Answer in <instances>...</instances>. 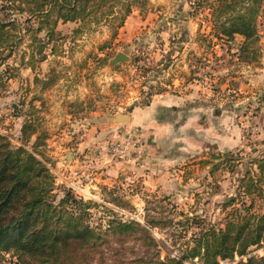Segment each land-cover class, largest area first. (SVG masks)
I'll return each mask as SVG.
<instances>
[{
  "label": "rangeland",
  "instance_id": "obj_1",
  "mask_svg": "<svg viewBox=\"0 0 264 264\" xmlns=\"http://www.w3.org/2000/svg\"><path fill=\"white\" fill-rule=\"evenodd\" d=\"M145 3L121 26L110 18L76 32L81 24L60 23L53 38L40 34L41 52L23 30L10 69L0 68V76L19 75L0 95V133L49 168L55 206L68 194L88 206L85 224L102 236L91 264L183 256V264H203V233L224 229L234 207L248 204L242 180L257 172L264 153V0ZM243 21L255 31L244 49V36L238 48V35L222 34V26ZM33 52L35 70L26 66ZM117 53L130 60L111 67ZM165 92L187 97L188 109L176 125L177 142L162 144L158 154L129 127L130 115ZM25 122L36 131L26 144ZM120 222L139 232L122 237ZM142 228L148 234L140 235ZM251 252L263 256L264 247ZM3 256L2 264H19L13 253Z\"/></svg>",
  "mask_w": 264,
  "mask_h": 264
},
{
  "label": "trees",
  "instance_id": "obj_2",
  "mask_svg": "<svg viewBox=\"0 0 264 264\" xmlns=\"http://www.w3.org/2000/svg\"><path fill=\"white\" fill-rule=\"evenodd\" d=\"M145 4V0H0V68L5 65L10 69L7 61L22 43L23 30L35 51L41 52L40 34L53 38L60 23L81 24L76 32L110 18L118 19L121 26L133 6L143 8ZM23 15L27 16L24 21L18 19ZM222 34L227 38L244 36V49L255 31L251 23L243 21L222 26ZM26 66L36 69L34 52ZM4 76H0V95L11 80L19 77ZM35 132L25 122L22 143H28ZM53 185L49 168L33 151L14 146L0 133V264L3 255L9 253L17 256L19 264L92 263L94 244L102 236L85 224L88 206L70 194L55 206ZM241 187L240 195L248 197V204L243 201L234 207L224 229L211 227L203 233V264H218V258L233 260L236 255L246 258L237 264H264V255L258 257L251 252L254 247H264V153L257 172H249ZM119 226L116 233L122 237L139 232L135 223L120 222ZM140 232L147 233L143 228ZM183 258L156 264H183Z\"/></svg>",
  "mask_w": 264,
  "mask_h": 264
},
{
  "label": "crops",
  "instance_id": "obj_3",
  "mask_svg": "<svg viewBox=\"0 0 264 264\" xmlns=\"http://www.w3.org/2000/svg\"><path fill=\"white\" fill-rule=\"evenodd\" d=\"M234 41L236 46L240 48L243 46L245 40L244 37L238 35L234 37ZM187 99L184 96H171L168 92L154 95L151 102L143 106L138 103V107L133 109L130 115L131 121L129 127L141 131L145 137L150 138L155 144L152 149L160 154L162 150L159 147L162 144H169L171 142L170 139L173 138L177 142L179 136L176 125H178L180 115L185 114L188 109L185 105ZM168 113L169 116L173 115L170 119L166 117ZM191 119L196 120L197 116H193ZM117 168L125 172L126 166L119 163L117 164ZM145 176H147V173Z\"/></svg>",
  "mask_w": 264,
  "mask_h": 264
},
{
  "label": "water",
  "instance_id": "obj_4",
  "mask_svg": "<svg viewBox=\"0 0 264 264\" xmlns=\"http://www.w3.org/2000/svg\"><path fill=\"white\" fill-rule=\"evenodd\" d=\"M129 60H130V58L126 54H124V53H117L115 55V57L110 61V66L112 67V66L117 65L118 63L127 62ZM116 118L120 122L129 121V118L126 117V116H117Z\"/></svg>",
  "mask_w": 264,
  "mask_h": 264
},
{
  "label": "built area",
  "instance_id": "obj_5",
  "mask_svg": "<svg viewBox=\"0 0 264 264\" xmlns=\"http://www.w3.org/2000/svg\"><path fill=\"white\" fill-rule=\"evenodd\" d=\"M119 149L117 148V149H115V150H113V151H118Z\"/></svg>",
  "mask_w": 264,
  "mask_h": 264
}]
</instances>
